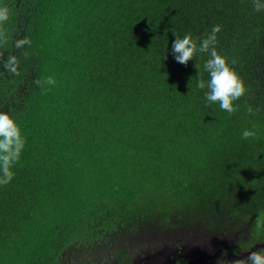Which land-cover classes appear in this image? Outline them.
<instances>
[{"label":"trees","instance_id":"obj_1","mask_svg":"<svg viewBox=\"0 0 264 264\" xmlns=\"http://www.w3.org/2000/svg\"><path fill=\"white\" fill-rule=\"evenodd\" d=\"M31 7L30 44L10 47L0 79V108L25 138L0 185V264H57L74 242L129 233L264 239V11L252 0ZM8 23L10 42L16 17ZM217 24V50L249 89L231 115L197 87L207 54L185 66L172 53L173 32L202 39ZM49 76L43 91L35 81Z\"/></svg>","mask_w":264,"mask_h":264},{"label":"flooded vegetation","instance_id":"obj_2","mask_svg":"<svg viewBox=\"0 0 264 264\" xmlns=\"http://www.w3.org/2000/svg\"><path fill=\"white\" fill-rule=\"evenodd\" d=\"M33 3L34 0H0V7H6L8 9V20H11L13 16L17 19L15 30H10V32L13 33L10 42H8V20L0 26V30L3 31L5 36H3L4 38L2 37L4 40H2V38L0 39V79L7 75L5 72L8 70V64H10V61L16 56V50L21 48L18 47V49L13 50L10 47L17 46V41L25 39L28 35L27 26L31 18V11L33 10L31 5ZM12 5L13 7L15 6L14 9L16 10L14 13L12 12V8L11 11L9 10ZM0 110L2 109L0 108ZM182 232L194 234L200 231L176 229L166 237V240L159 238V241L154 243L149 242L151 239L154 240V237H143V235L139 233L121 234L116 237L108 236L94 240L88 238L69 245L64 250V254L62 253L58 258L57 264H227L228 260L237 258L234 256L235 252L242 258L246 257L245 253L239 252L264 245V239L250 244L245 243L244 240L246 239V235L242 230L234 233L236 234L235 242L232 233L226 234L232 235V237L227 240L228 245L223 244L225 235L210 233L212 236V238H210L212 243H221L219 249L221 252L213 260H207L205 259L206 256L213 254V252L218 251V249L213 250L207 241L200 249L198 248L199 241H180L179 234L177 233L181 234ZM238 235L240 236L238 237ZM122 237H127L125 238L127 242L125 241L124 245H130L133 248L131 251H128V249L122 247V245H118V239ZM261 249H264V246Z\"/></svg>","mask_w":264,"mask_h":264},{"label":"clouds","instance_id":"obj_3","mask_svg":"<svg viewBox=\"0 0 264 264\" xmlns=\"http://www.w3.org/2000/svg\"><path fill=\"white\" fill-rule=\"evenodd\" d=\"M253 8L256 12L264 11V0H252ZM9 19V12L6 7H0V26ZM220 25H214L202 39H194L191 33H187L182 37L175 32V39L172 43V53L175 60L183 65H187L190 60L199 52L207 54L208 59L203 64L204 72L207 73L208 79L205 80L200 73L198 66V82L197 87L207 89L205 99L208 104H218L220 109L228 114L238 111V106L234 105L235 101L244 97L249 89L245 85L244 80L232 65L236 61L229 63L227 57L221 55L217 50L218 33L221 32ZM4 36L0 30V38ZM199 41V43H198ZM30 44V41L21 39L17 41V47ZM35 83L43 85H55L56 81L53 77H47L43 82L36 80ZM260 111L259 108H253L247 105V114L255 116ZM256 138V132L245 129L242 132V139ZM25 146V138L21 132L19 125L15 119L6 111L0 110V185H6L11 182L14 177L13 168L19 162ZM257 227L264 226V216H258L256 220ZM254 248L247 250L249 252L246 257H237L234 260H228L227 264H264V249L252 251ZM251 251V252H250Z\"/></svg>","mask_w":264,"mask_h":264},{"label":"rangeland","instance_id":"obj_4","mask_svg":"<svg viewBox=\"0 0 264 264\" xmlns=\"http://www.w3.org/2000/svg\"><path fill=\"white\" fill-rule=\"evenodd\" d=\"M9 27H10V25L8 23V29H9ZM2 40H4V39L2 38ZM174 231L175 230H169V231H166V232H164L162 234H159V235H153L152 237H154L155 239L154 240L151 239V240H149V242L150 243H154L156 241L158 242L159 241V238H162V239L166 240V237L169 236ZM197 233L198 234H186L185 232H182L181 234L180 233H177V234H179L180 241H184V242H186V241H193V240L199 241V246H198L199 249L202 248V245L206 241L210 244V247L213 248V250H217L216 247H219V248L221 247V243L220 242L212 243V240L210 239V238H212V236L210 234H207L206 235V234H203V233H200V232H197ZM233 236H234V242H235V240H236V238H235L236 234H233ZM239 236L240 235H238V237ZM127 237H134V236H127ZM127 237L119 238L118 239V245L119 246L122 245V247L127 248L128 251H131L133 248L130 245H126V246L124 245L125 244V241H126L125 238H127ZM231 237H232V235H225V237H224L225 238V241L223 242V244L224 245H228L227 244V240H229ZM102 243H105V242H102ZM204 249H206V248H204ZM244 252H246V251H241L239 253H244ZM137 254H138V252H137ZM215 264H217V263H215Z\"/></svg>","mask_w":264,"mask_h":264},{"label":"water","instance_id":"obj_5","mask_svg":"<svg viewBox=\"0 0 264 264\" xmlns=\"http://www.w3.org/2000/svg\"><path fill=\"white\" fill-rule=\"evenodd\" d=\"M194 234H197V233H194ZM263 246H264V245H259V246H257V248L255 247L252 251H255V250L261 249ZM216 249H218V251H216V252H213V251H212L213 254H211V255H207L205 259H207V260H213L214 258H216V257L219 255V253L221 252V250H219V249H220L219 247H216ZM250 252H251V251H250ZM248 254H249V252L245 253V256H247ZM201 258H202V257H201Z\"/></svg>","mask_w":264,"mask_h":264}]
</instances>
